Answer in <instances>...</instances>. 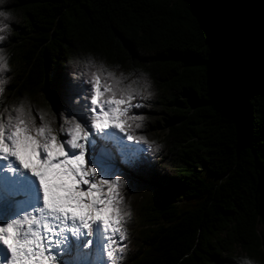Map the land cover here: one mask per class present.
Segmentation results:
<instances>
[{"label":"trees","instance_id":"16d2710c","mask_svg":"<svg viewBox=\"0 0 264 264\" xmlns=\"http://www.w3.org/2000/svg\"><path fill=\"white\" fill-rule=\"evenodd\" d=\"M0 9L14 17L0 40V111L23 102L51 116L57 80L89 57L149 82L133 110L141 134L167 126L139 175L166 189L128 203L141 242L131 264H264V0H7Z\"/></svg>","mask_w":264,"mask_h":264},{"label":"snow or ice","instance_id":"6c2138e0","mask_svg":"<svg viewBox=\"0 0 264 264\" xmlns=\"http://www.w3.org/2000/svg\"><path fill=\"white\" fill-rule=\"evenodd\" d=\"M205 30L216 41L213 28ZM74 64L49 96L51 116L23 102L0 111V264L124 258L131 212L124 186L147 172L145 153L154 150L133 111L151 96L150 84L91 57ZM7 69L0 50V74ZM4 83L0 76V93Z\"/></svg>","mask_w":264,"mask_h":264},{"label":"rangeland","instance_id":"374dc122","mask_svg":"<svg viewBox=\"0 0 264 264\" xmlns=\"http://www.w3.org/2000/svg\"><path fill=\"white\" fill-rule=\"evenodd\" d=\"M42 94L37 95L38 103L42 101ZM38 110L37 107L34 108V113ZM134 113H137L134 111ZM154 126L150 124L147 125L148 130L144 134L149 141L155 140L156 138H161L165 133L167 122L165 120L155 121ZM153 190L155 197L153 198L156 201L158 198L161 197L162 192L166 189L164 187L158 186L153 178H149L147 176L142 177L139 174H134L129 182L124 186V199L125 202L128 204L130 202H136L140 197H142L143 192L147 190ZM178 205L184 204V201L179 200L175 202ZM127 228V241H125L127 248L124 254V258L121 264H131L136 256L139 254L141 249V242L137 239L139 235V224L138 218L135 214L130 213V218L126 225ZM260 232H264V223L259 226Z\"/></svg>","mask_w":264,"mask_h":264},{"label":"clouds","instance_id":"9594fccd","mask_svg":"<svg viewBox=\"0 0 264 264\" xmlns=\"http://www.w3.org/2000/svg\"><path fill=\"white\" fill-rule=\"evenodd\" d=\"M7 2V0H0V5H3ZM14 19V17L12 16V14L10 12L7 11V15L4 17H0V20L3 21L4 24H8V21ZM7 30H9V27L7 28H3L0 29V36L3 37V39H5V35H3L2 33H5ZM241 264H256L255 261L248 259L247 257H245L242 261Z\"/></svg>","mask_w":264,"mask_h":264}]
</instances>
